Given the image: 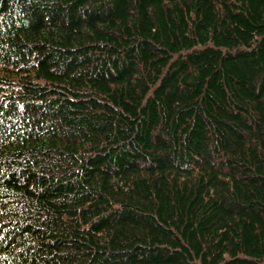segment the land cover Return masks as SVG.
<instances>
[{"label":"trees","instance_id":"obj_1","mask_svg":"<svg viewBox=\"0 0 264 264\" xmlns=\"http://www.w3.org/2000/svg\"><path fill=\"white\" fill-rule=\"evenodd\" d=\"M0 264H264V0H0Z\"/></svg>","mask_w":264,"mask_h":264}]
</instances>
